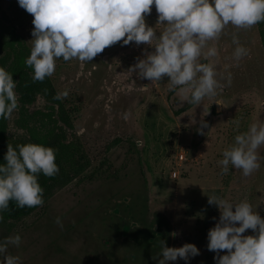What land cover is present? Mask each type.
<instances>
[{"label": "rangeland", "instance_id": "rangeland-1", "mask_svg": "<svg viewBox=\"0 0 264 264\" xmlns=\"http://www.w3.org/2000/svg\"><path fill=\"white\" fill-rule=\"evenodd\" d=\"M157 18L152 5L145 19L159 37L165 25L156 27ZM32 20L18 0H0V66L17 81L18 98L9 118H0L1 136L13 147L31 142L60 151L63 145L72 146L76 159L88 165L63 185L56 183L60 168L51 177L38 174L42 205H9L0 220V239L15 234L22 239L19 246H8V254L19 256L21 264H157L161 250H146L144 242H134L123 232L124 220L129 212L135 214L141 195L143 202L147 197L148 220L169 223L170 247L195 243L200 254L190 264H216L215 252L207 249V233L220 212L208 204V195L232 203L248 200L264 218V160L247 177L231 165L222 173L217 163L235 135L253 122H264V21L250 28L226 25L218 38L207 42L204 51L215 46L217 55L202 54L199 60L214 66L221 87L216 96L196 105L187 101L190 92L179 91L183 86L170 87L167 75L151 81L129 71L137 57L155 50L157 40L152 45L116 42L91 61L60 57L52 76L34 82L33 69L25 64ZM234 34L247 49L239 60L233 56ZM44 82H49L44 93L31 86ZM25 85L34 93L23 113ZM64 89L69 90L66 98L53 99ZM201 118L208 123L203 134L197 131ZM42 123L47 138L39 134ZM258 151L264 156V146ZM254 234L248 229L242 235Z\"/></svg>", "mask_w": 264, "mask_h": 264}, {"label": "clouds", "instance_id": "clouds-1", "mask_svg": "<svg viewBox=\"0 0 264 264\" xmlns=\"http://www.w3.org/2000/svg\"><path fill=\"white\" fill-rule=\"evenodd\" d=\"M18 4L33 16L32 47L25 64L33 69L34 82L52 76L60 57L65 61L72 58L91 61L116 42L152 45L157 40L155 50L145 51L143 58L137 57L129 71L151 81L167 75L170 87L183 86L179 91L185 95L190 92L187 101L196 105H201L204 97L216 96L221 87L214 66L199 60L202 54L217 55L215 46L204 51L207 42L218 38L226 25L250 28L264 21V0H18ZM152 5L158 13L156 27L165 25L159 37L145 19ZM233 43L237 45L233 52L235 59L247 55L246 47L239 44L235 34ZM227 80L231 83L230 73ZM16 84L12 73L0 66V118H9L18 107ZM68 95L69 90L64 89L53 99ZM234 123L239 128V120ZM207 127V121L201 118L197 131L203 134ZM262 146L264 122H253L223 150V158L217 161L221 172L228 173L231 165L240 169L243 176H249L261 167L264 156L258 149ZM56 151L51 146L31 142L15 147L7 145L6 163H0V220L10 201L20 208L44 203L38 174L51 177L59 172ZM208 204L217 205L220 212L207 233V249L215 252L216 264H264V218L253 204L248 200L232 203L215 193L208 195ZM56 223L63 227L60 217ZM248 229L255 234L242 235ZM21 239L20 234L0 239V264H21L19 256L7 252L10 244L19 246ZM160 243L162 258L157 264L178 259L190 264V259L200 254L195 243L180 247H169L164 240ZM222 250L227 252L221 255Z\"/></svg>", "mask_w": 264, "mask_h": 264}, {"label": "trees", "instance_id": "trees-1", "mask_svg": "<svg viewBox=\"0 0 264 264\" xmlns=\"http://www.w3.org/2000/svg\"><path fill=\"white\" fill-rule=\"evenodd\" d=\"M31 86L37 89V92H43L48 89L49 82H44L40 84H32ZM22 101H23V113L27 112L24 109L25 104L32 101L31 96L34 93L33 89H31L28 85L22 87ZM26 115V114H24ZM47 129L45 123H42L38 126L39 134L43 135L47 138V135L43 132V130ZM48 131H51L48 129ZM7 145L1 136L0 131V163H6L4 156L7 151ZM58 149V147H57ZM56 161L60 168L59 176L56 181L57 185L67 184L73 179L82 175V173L87 169L88 162L85 164L84 162L76 159L75 151L72 146H61L60 151L56 152ZM56 185V184H55ZM55 185L49 187V192H51ZM141 196V195H140ZM145 198V197H144ZM10 205H16L14 201H10ZM148 209V201L147 197L143 202V212L142 219L137 220L133 215L128 216L126 220H124V233L127 234L129 232L128 238L132 241H140L146 244V250L153 248L155 250L162 249L161 240L166 241L167 246H171V232L170 225L164 219H157L153 221H149L145 212ZM134 213V212H133ZM134 235V236H133Z\"/></svg>", "mask_w": 264, "mask_h": 264}, {"label": "flooded vegetation", "instance_id": "flooded-vegetation-1", "mask_svg": "<svg viewBox=\"0 0 264 264\" xmlns=\"http://www.w3.org/2000/svg\"><path fill=\"white\" fill-rule=\"evenodd\" d=\"M136 201L137 202H135V204H136L135 208L137 210H136L135 214L133 215V214H131V212H129V214L133 215L135 217V219L140 220V219H142V212H143V200H142L140 195L137 197Z\"/></svg>", "mask_w": 264, "mask_h": 264}, {"label": "built area", "instance_id": "built-area-1", "mask_svg": "<svg viewBox=\"0 0 264 264\" xmlns=\"http://www.w3.org/2000/svg\"><path fill=\"white\" fill-rule=\"evenodd\" d=\"M183 157V156H182Z\"/></svg>", "mask_w": 264, "mask_h": 264}]
</instances>
